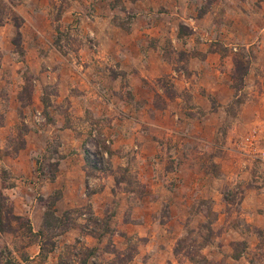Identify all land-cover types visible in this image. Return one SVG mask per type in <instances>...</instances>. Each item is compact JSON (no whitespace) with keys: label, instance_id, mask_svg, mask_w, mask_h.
<instances>
[{"label":"rangeland","instance_id":"obj_1","mask_svg":"<svg viewBox=\"0 0 264 264\" xmlns=\"http://www.w3.org/2000/svg\"><path fill=\"white\" fill-rule=\"evenodd\" d=\"M263 149L264 0H0V264H264Z\"/></svg>","mask_w":264,"mask_h":264},{"label":"crops","instance_id":"obj_2","mask_svg":"<svg viewBox=\"0 0 264 264\" xmlns=\"http://www.w3.org/2000/svg\"><path fill=\"white\" fill-rule=\"evenodd\" d=\"M78 157H79V161H81L82 162V159L80 160V155H78V154H76L75 156L73 155V156H66L62 161H61V163H60V165H59V176H58V178H57V181L58 180H60V179H62L63 178V176H64V174H65V166L67 165V163L68 162H71V160H74V161H77L78 160ZM82 165V164H81ZM33 168H32V170H31V179L33 180H35V179H37V186H39L40 185V183H41V181H42V177L43 176H41L42 174L41 173H33ZM33 188V187H32ZM39 188V187H38ZM34 189V188H33ZM37 189V188H36Z\"/></svg>","mask_w":264,"mask_h":264},{"label":"built area","instance_id":"obj_3","mask_svg":"<svg viewBox=\"0 0 264 264\" xmlns=\"http://www.w3.org/2000/svg\"><path fill=\"white\" fill-rule=\"evenodd\" d=\"M248 142H249V148L251 149V152L255 153L256 149H253L254 147V142L251 140V139H248ZM257 157L261 160L264 161V149L263 150H260V151H257Z\"/></svg>","mask_w":264,"mask_h":264},{"label":"trees","instance_id":"obj_4","mask_svg":"<svg viewBox=\"0 0 264 264\" xmlns=\"http://www.w3.org/2000/svg\"><path fill=\"white\" fill-rule=\"evenodd\" d=\"M51 176H52V178L54 179V177H55V175L51 172Z\"/></svg>","mask_w":264,"mask_h":264}]
</instances>
